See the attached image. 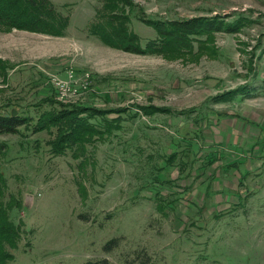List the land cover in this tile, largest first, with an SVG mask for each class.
<instances>
[{"label": "rangeland", "instance_id": "1", "mask_svg": "<svg viewBox=\"0 0 264 264\" xmlns=\"http://www.w3.org/2000/svg\"><path fill=\"white\" fill-rule=\"evenodd\" d=\"M50 1L69 16L65 37L0 29V109L33 120L0 135V202L20 233L9 264H264V0H133L147 20L252 21L147 55L89 33L102 0ZM127 8L142 44L156 39ZM51 97L127 111L78 158L55 155V133L33 131L59 108Z\"/></svg>", "mask_w": 264, "mask_h": 264}, {"label": "trees", "instance_id": "2", "mask_svg": "<svg viewBox=\"0 0 264 264\" xmlns=\"http://www.w3.org/2000/svg\"><path fill=\"white\" fill-rule=\"evenodd\" d=\"M102 8L97 11L96 19L89 25V33L100 40L106 46L121 49L140 55L188 52L194 36L211 32H234L247 21L245 17H240L234 22H227L221 16L213 18H198L189 21H169V20H147L144 18V10L133 0H102ZM137 6L142 15V21L156 30L158 37L143 45L141 39L130 28V12L136 11ZM70 24L69 16L62 14L50 0H0V29L25 30L34 33L45 34L54 37H65ZM5 79L7 76L3 75ZM240 89L224 93L215 100H223L225 96L233 97L244 90ZM59 105L52 110L43 112L33 125V131H48L55 133L52 140L48 141L52 152L56 155L65 154L68 149L73 151V157L78 158L81 147L86 143L95 142L96 135L102 136L110 133L117 120L108 121L105 119L110 113H121L124 109L111 111H101L92 107L84 106H64L54 98L45 99ZM12 109L1 111L0 109V135L21 134L20 128L31 123L32 118L22 115L20 104L16 103ZM17 110V115H12V110ZM144 114H155L156 112L171 113L170 109H159L148 106L140 108ZM9 116H6V114ZM184 114V113H183ZM102 117L106 130H100L90 122L92 118ZM23 134H27L23 132ZM185 140V139H184ZM84 149V147H82ZM0 146V153H2ZM214 161V160H213ZM232 166V165H229ZM2 174L0 172V196L2 195ZM243 182L241 181V184ZM20 239L15 224L10 220L9 209L0 202V264H9L14 260V255L9 248L16 249ZM117 244V239H113L105 246V251H111ZM84 264H112L107 259L87 261Z\"/></svg>", "mask_w": 264, "mask_h": 264}, {"label": "water", "instance_id": "3", "mask_svg": "<svg viewBox=\"0 0 264 264\" xmlns=\"http://www.w3.org/2000/svg\"><path fill=\"white\" fill-rule=\"evenodd\" d=\"M12 115H13V116H16V115H17V110L13 109V110H12ZM6 116H9V114L7 113Z\"/></svg>", "mask_w": 264, "mask_h": 264}, {"label": "built area", "instance_id": "4", "mask_svg": "<svg viewBox=\"0 0 264 264\" xmlns=\"http://www.w3.org/2000/svg\"><path fill=\"white\" fill-rule=\"evenodd\" d=\"M70 77H71V75H70ZM60 97H62V100H61L62 102L68 100V99H65V94H63V96L60 95Z\"/></svg>", "mask_w": 264, "mask_h": 264}]
</instances>
